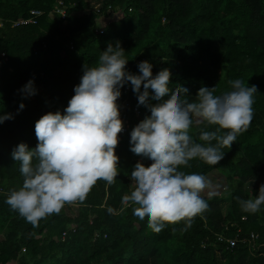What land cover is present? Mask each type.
Listing matches in <instances>:
<instances>
[{
	"label": "trees",
	"instance_id": "1",
	"mask_svg": "<svg viewBox=\"0 0 264 264\" xmlns=\"http://www.w3.org/2000/svg\"><path fill=\"white\" fill-rule=\"evenodd\" d=\"M57 1L0 0V114L16 113L22 101L26 105L0 124V264H264V205L249 214L239 203L254 198L264 184V0H63L65 18L51 14ZM31 9L44 11L36 24L14 25ZM102 14L112 18L99 34L96 19ZM116 42L124 49L128 70L137 73L144 60L153 64L154 75L170 69L169 86L187 88L189 102H195L201 87H214L220 95L232 90L230 80L255 85L249 127L230 149H221L225 155L217 165L196 158L181 166L206 178L209 186L201 196L208 208L190 226L181 220L153 232L132 215L131 207L121 205V197L132 190L128 174L141 160L130 151V132L150 114L125 85L121 92L130 87L140 114H130V129L119 139L114 183L97 180L84 201L66 204L34 227L4 203L23 182L11 151L20 142L36 146L35 122L66 107L82 65L97 66L108 44ZM29 79L38 91L25 98L18 90ZM217 127L193 117L189 134L203 144L200 132ZM228 189L230 204L224 211ZM253 232L258 238L249 244L228 247L218 239L219 234L244 237Z\"/></svg>",
	"mask_w": 264,
	"mask_h": 264
},
{
	"label": "clouds",
	"instance_id": "2",
	"mask_svg": "<svg viewBox=\"0 0 264 264\" xmlns=\"http://www.w3.org/2000/svg\"><path fill=\"white\" fill-rule=\"evenodd\" d=\"M123 50L119 42L115 46L109 43L97 66L83 64L67 106L62 111L46 112L35 122L36 146L20 142L12 149L10 155L19 163L23 182L10 190L4 203L34 227L66 204L84 201L97 180L114 183L119 173L118 134L124 128L118 98L125 85L131 86L138 106L150 114L130 132V151L141 160L128 174L132 190L121 197V205L131 207L132 215L146 221L153 232L181 220L190 226L192 218L208 208L201 196L209 186L206 178L186 173L181 166H189L196 158L217 165L225 155L221 149H230L249 127L255 85L230 80L232 90L220 95L214 94V87H201L195 102H189L185 98L187 88L180 85L173 90L169 86L170 69L162 68L154 75L153 64L144 60L133 73L126 68ZM18 91L30 98L38 90L34 79H29ZM25 106L22 101L16 113L0 114V124L14 119ZM193 117L198 123L218 126L215 131L200 132L198 139L203 144L193 141L189 134ZM221 129L227 131L218 135ZM144 159L150 164L145 166ZM239 203L245 213L259 212L264 205V184L254 198ZM107 211L115 214L112 207Z\"/></svg>",
	"mask_w": 264,
	"mask_h": 264
},
{
	"label": "built area",
	"instance_id": "3",
	"mask_svg": "<svg viewBox=\"0 0 264 264\" xmlns=\"http://www.w3.org/2000/svg\"><path fill=\"white\" fill-rule=\"evenodd\" d=\"M95 8L98 12H100L99 4L95 5ZM44 13L43 10L41 9H31L30 14L27 18L19 20L14 22V25L18 24H23V23H31V24H36L37 23V18L42 16ZM58 14L62 18H65L67 15L66 12V6L63 0H58L57 3L54 6V9L52 10L51 14ZM111 16H107L102 14L99 18L96 19V26H95V31L99 34H102L104 32L103 26L104 23H107L108 21L111 20ZM103 24V26H99ZM0 25L2 23L0 22ZM118 103L120 104L121 107V117L124 122V128L121 133L118 134L119 139L124 136L128 130L130 129V122H129V116L131 113H134L136 115L140 114V108L133 104L132 99H131V93H130V87L126 86V88L122 91L121 96L118 98ZM63 110V108L61 109ZM65 235V232L63 233ZM258 238L257 233H251L249 236H244V237H227L224 234H219L218 239L220 241H225L228 243V247H234L237 243L242 242V243H252L253 240Z\"/></svg>",
	"mask_w": 264,
	"mask_h": 264
},
{
	"label": "rangeland",
	"instance_id": "4",
	"mask_svg": "<svg viewBox=\"0 0 264 264\" xmlns=\"http://www.w3.org/2000/svg\"><path fill=\"white\" fill-rule=\"evenodd\" d=\"M118 18V14L116 15ZM235 179L237 180L238 177L235 176ZM230 192L231 190H227L224 192V197H225V201L222 203V207L224 211H227V209L229 208V204H230ZM14 264H18L17 262H15ZM222 264V263H221Z\"/></svg>",
	"mask_w": 264,
	"mask_h": 264
}]
</instances>
